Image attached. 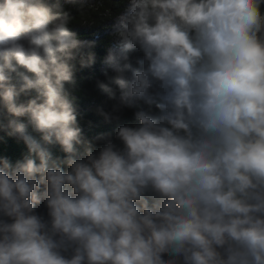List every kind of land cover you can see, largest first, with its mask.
Here are the masks:
<instances>
[{
    "label": "clouds",
    "instance_id": "9594fccd",
    "mask_svg": "<svg viewBox=\"0 0 264 264\" xmlns=\"http://www.w3.org/2000/svg\"><path fill=\"white\" fill-rule=\"evenodd\" d=\"M9 140L0 264H264V0H0Z\"/></svg>",
    "mask_w": 264,
    "mask_h": 264
},
{
    "label": "trees",
    "instance_id": "16d2710c",
    "mask_svg": "<svg viewBox=\"0 0 264 264\" xmlns=\"http://www.w3.org/2000/svg\"><path fill=\"white\" fill-rule=\"evenodd\" d=\"M103 3L108 5V0H102ZM112 3H118V0H112ZM116 9L113 8V11ZM73 15L76 14L75 9L70 10ZM99 19L98 17H94ZM75 30L82 34L84 38H92L93 34L95 33L100 37L101 40L105 39L104 31L101 25H97L95 28H89L87 26H74ZM99 52H103V48L100 47L98 49ZM91 75H99V71L97 70L95 73L90 74L89 72L85 71L81 74L82 77V91L87 97V99L83 100L81 103V108L83 114L86 119H93L97 120L98 118L94 117L91 112L88 111L91 105L100 103L102 97H100L95 89L92 80L90 79ZM124 122H131V113L127 112L124 117ZM100 130H104L103 127ZM23 149V145H17L14 141L9 140L7 144H0V155H8L13 159L17 158L20 155V152Z\"/></svg>",
    "mask_w": 264,
    "mask_h": 264
}]
</instances>
